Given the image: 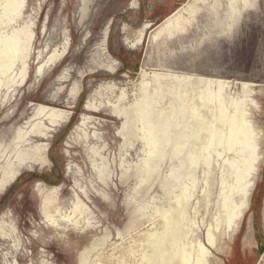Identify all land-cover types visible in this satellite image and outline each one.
<instances>
[{
    "label": "rangeland",
    "instance_id": "1",
    "mask_svg": "<svg viewBox=\"0 0 264 264\" xmlns=\"http://www.w3.org/2000/svg\"><path fill=\"white\" fill-rule=\"evenodd\" d=\"M237 1L3 17L32 38L0 72V264H264V0Z\"/></svg>",
    "mask_w": 264,
    "mask_h": 264
},
{
    "label": "bare ground",
    "instance_id": "2",
    "mask_svg": "<svg viewBox=\"0 0 264 264\" xmlns=\"http://www.w3.org/2000/svg\"><path fill=\"white\" fill-rule=\"evenodd\" d=\"M235 3H238L237 0H233ZM23 3L22 0H4L2 3V14L0 16V21L3 17H6L9 22L15 20L19 10L21 9ZM240 19L235 20V23H239ZM29 27H23L20 29H15L9 32H0V72L2 75L6 74L9 67L16 62L18 58L24 55V51L29 42H31L32 35L29 33ZM105 41V40H104ZM26 44V45H25ZM1 77H0V87H1ZM37 114V113H36ZM65 118V116H64ZM59 120L54 121L57 125ZM35 131H33L34 133ZM37 135H30L33 139L34 137H48L49 133L47 130H42L41 132H36ZM28 133L26 132L24 136ZM35 156H33L34 162L43 166L47 163V158L45 156V150L42 146L39 148ZM205 251V247L202 248V251ZM203 251V252H204ZM204 254V253H203ZM185 256V259H188V254H182ZM203 259V258H202Z\"/></svg>",
    "mask_w": 264,
    "mask_h": 264
}]
</instances>
